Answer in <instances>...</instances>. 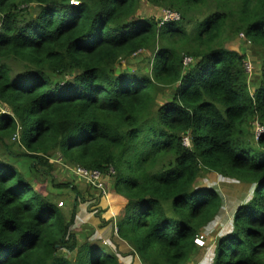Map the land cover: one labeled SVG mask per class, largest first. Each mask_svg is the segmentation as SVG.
Listing matches in <instances>:
<instances>
[{
    "label": "trees",
    "instance_id": "obj_1",
    "mask_svg": "<svg viewBox=\"0 0 264 264\" xmlns=\"http://www.w3.org/2000/svg\"><path fill=\"white\" fill-rule=\"evenodd\" d=\"M140 1L0 0V264H120L71 231L76 201L67 215L36 187L56 153L113 168L111 190L127 200L116 232L142 264L202 257L194 237L222 197L195 186L200 173L246 185L212 264H264V0H146L178 11L164 23L137 17ZM239 34L256 52L253 78L225 47ZM140 50L145 72L117 69Z\"/></svg>",
    "mask_w": 264,
    "mask_h": 264
},
{
    "label": "rangeland",
    "instance_id": "obj_2",
    "mask_svg": "<svg viewBox=\"0 0 264 264\" xmlns=\"http://www.w3.org/2000/svg\"><path fill=\"white\" fill-rule=\"evenodd\" d=\"M166 10L167 9L153 6L149 4L146 0H141L139 3V7L136 11V16L142 18L154 17L155 19L160 20L163 17L164 12ZM169 10L176 13L181 21L180 14L176 9H169ZM188 25H191L190 28L188 27ZM184 28H187L190 31L194 29L193 21L184 23ZM234 37L235 36L230 38V41L225 44V47L227 49L241 51L245 54V57L247 58V63L249 64V68H250L248 71L249 72L252 71L249 76L253 78L256 70L255 69L256 58L255 57L253 58V56L254 53L256 52L252 48L251 44H249V42L245 40L242 34H239L238 37H235V39H233ZM149 57H150L149 52L145 50H140L138 54L132 55V57L126 62L121 61V63L117 65V69L145 72L146 69L148 68ZM170 97H171V91H168L165 94H160L157 98V102L161 103L162 101L170 99ZM2 109L5 112L8 111V108L5 105H3ZM182 141L184 146L188 147L190 145V139L187 135L183 136ZM8 149H9L8 153H11L15 156L18 153H20L17 144L10 145ZM15 156L12 157L16 158ZM28 160L29 159L27 157H22V156L17 157V161H18L17 166L21 164V162H26ZM49 164L50 165H47L46 167L47 169H51V170H47V171L51 172L53 178L45 179L44 177L40 176L39 183L36 185V187L40 190H43L44 186H47L49 189L48 193L52 196V199H54L58 208L61 209V211L67 215L70 214L74 201H76V215H79L80 211H85L87 209L89 210V208H94L95 211H97V196L98 197H100V195L107 196L110 193L107 192L108 186L104 181V178L108 177L107 175H102L103 189L101 190L98 189L97 187H92L86 184L84 181L80 180L79 178H76L72 171L73 166H68L65 163H63V161L61 160L60 156L57 153L49 159ZM197 185L198 187L201 188L212 187L217 189V191H219L221 194L222 203L225 206V210L220 212L217 215V217L213 219L212 222H210L212 224L214 223V225L213 228H211L208 231L209 236L207 237L206 242L212 243L211 240L212 237H215L220 231L221 232L225 231L227 228L231 226L230 225L232 221L231 212H233L235 208L239 206V204H241L242 202L247 200V198H249L251 191L250 189H248V187H246V185L239 182L233 183L230 180L228 181L227 178L221 177L220 175L214 172L200 173V175L198 176L195 182V186ZM87 198L89 199L86 200ZM168 206L171 207L170 202L168 203ZM122 217L123 214L120 213L116 217V221L118 222ZM75 234L77 236V239L81 241L83 240L82 236H84L85 234L91 235L92 231L86 228V230L81 229L80 231L75 232ZM72 255H74V252L72 253Z\"/></svg>",
    "mask_w": 264,
    "mask_h": 264
},
{
    "label": "crops",
    "instance_id": "obj_3",
    "mask_svg": "<svg viewBox=\"0 0 264 264\" xmlns=\"http://www.w3.org/2000/svg\"><path fill=\"white\" fill-rule=\"evenodd\" d=\"M75 177L78 178L77 176ZM104 181L108 186L107 192L110 193L107 196H97V211H95L93 216L91 213H94V211H92L94 208L80 211L79 216L82 218V222L70 229L74 233L80 231L81 229H90L92 231L91 235L85 234L82 236L83 239L87 238L88 241H99L101 244L105 245L104 240H110L112 245L108 246L109 250H111L117 256L120 264H142L138 256L133 253L131 246L125 240L120 238L117 232L114 230V225L116 228V217L120 213H124L123 209L127 203V200L123 196L111 190L110 178L106 177L104 178ZM88 199L89 198L86 200ZM233 212H231V215H233ZM217 238L218 236L211 238L212 247H214ZM196 263L197 260L195 261V264Z\"/></svg>",
    "mask_w": 264,
    "mask_h": 264
},
{
    "label": "built area",
    "instance_id": "obj_4",
    "mask_svg": "<svg viewBox=\"0 0 264 264\" xmlns=\"http://www.w3.org/2000/svg\"><path fill=\"white\" fill-rule=\"evenodd\" d=\"M170 20L177 21V20H179V16L176 13H174V12H172L170 10H166L164 12L163 17L160 20V23H164V22H167V21H170ZM139 52L140 51H138L136 54H138ZM136 54H134V55H136ZM190 61H191L190 57H184V59H183L184 64H187ZM247 69L248 70L250 69L248 63H247ZM0 105H1V103H0ZM263 131H264L263 127L256 126L255 130H254V133L258 136L259 134L263 133ZM16 137H17V134H15V137H13V138H16ZM72 171H73L75 176H77L80 180L84 181L86 184H88V185H90L92 187H97L98 189H101V190L103 189V183H102V175L103 174L100 171H98V170H87V169L79 167V166H73L72 167ZM113 171H114L113 168L109 167L108 172L105 175H107V176L110 175L111 176V175L114 174ZM227 180L228 181L230 180L233 183H238L237 181H235V180L232 181L231 179H228V178H227ZM101 183H102V185H101ZM250 191L252 193V190H250ZM224 210H225V206L222 203V206L220 208L219 213L224 211ZM92 211H94V213H91V215H94L95 214V209H92ZM80 222H82V218L79 215H75L74 222H73V224H72V226L70 228L75 227ZM213 225H214V223L213 224L212 223H208L201 230L202 232L200 231L194 237V243L202 250V253H203L202 257L197 262L198 264H212L213 263L214 256H215V254H214V247L215 246L212 247L211 243H207L206 242L207 237L209 236L208 235V231L211 228H213ZM230 225L231 226L229 228H227L225 231H222V232L220 231L217 236L220 237L221 235H224L225 233L229 232L232 229V221H231ZM114 230L116 231L115 225H114ZM104 242H105L106 245H112L111 241L108 240V239H105Z\"/></svg>",
    "mask_w": 264,
    "mask_h": 264
},
{
    "label": "clouds",
    "instance_id": "obj_5",
    "mask_svg": "<svg viewBox=\"0 0 264 264\" xmlns=\"http://www.w3.org/2000/svg\"><path fill=\"white\" fill-rule=\"evenodd\" d=\"M75 218V217H74ZM72 226V225H71ZM215 237H217V236H215ZM211 245H212V243H211ZM215 246V245H214ZM215 248V247H214ZM214 254H215V252H214Z\"/></svg>",
    "mask_w": 264,
    "mask_h": 264
}]
</instances>
